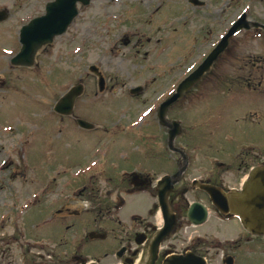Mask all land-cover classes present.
<instances>
[{
  "label": "rangeland",
  "instance_id": "obj_1",
  "mask_svg": "<svg viewBox=\"0 0 264 264\" xmlns=\"http://www.w3.org/2000/svg\"><path fill=\"white\" fill-rule=\"evenodd\" d=\"M48 1L0 0V11L9 14L0 23V223L8 226V234L20 221L32 225L35 220L37 168L43 192L52 178H58L57 173L73 174L74 167L65 165L81 160L99 140H108L115 151L114 139L135 140L142 132L151 138L162 137L157 107L205 60L230 22V17L213 14L210 20H218L217 24L200 26L205 13L198 16L186 0H92L86 7L78 6L72 25L41 51L33 68L12 66L11 58L21 48V27L43 14ZM208 27L214 37L204 33ZM125 37L129 45L121 41ZM135 42L145 46L138 48ZM232 47L228 63L224 59L215 65L196 91L169 111V119L180 122L182 128L174 146L185 151L191 162L195 160L186 173L188 189L191 179L205 180L212 172H217L218 184L224 188L239 187L248 166L264 164V32L241 33L232 39ZM91 66H97L106 78V92L98 93ZM79 81L85 92L74 115L89 120L96 131L84 130L73 118H62L52 110ZM145 85L147 91L135 100L129 90ZM122 127L132 131L121 135ZM139 148L144 150L134 144L127 153L139 154ZM216 163L226 168H215ZM198 192L186 196L188 203H206ZM211 206V217L194 230L196 235L213 237H201L202 242L196 243L185 214L181 237H169L163 251L198 247L213 251L212 264H222L223 251L234 257V264H264V238L246 241L240 237V223L222 222ZM138 209L131 203L124 218ZM233 243L241 244L237 251ZM19 252L14 245L11 254L15 259L22 258Z\"/></svg>",
  "mask_w": 264,
  "mask_h": 264
},
{
  "label": "flooded vegetation",
  "instance_id": "obj_2",
  "mask_svg": "<svg viewBox=\"0 0 264 264\" xmlns=\"http://www.w3.org/2000/svg\"><path fill=\"white\" fill-rule=\"evenodd\" d=\"M186 1L189 6L197 10L198 16L205 13L204 25L200 26L217 24L218 20L212 22L210 20L209 16L213 14L214 17H230V22L222 29L223 32L219 34L217 40L214 42L215 44L213 43L211 51L222 41L234 23L241 17L244 16L247 21L252 23L264 24V0ZM235 1H237V4L233 3ZM47 3L44 6V10ZM79 5L81 4H77L78 14ZM233 14L236 15V20L233 19ZM40 16L42 14L37 17ZM250 18L255 19L251 20ZM213 32L214 30L211 27L204 30L206 35L214 37L215 34ZM215 32L218 33L219 31L216 30ZM248 32L243 31L241 33ZM212 38H204V40ZM200 39L198 37V40ZM121 41L125 45L131 43L127 37L121 39ZM147 41L149 43L150 39H147ZM139 43L135 42L138 48L145 46ZM167 46L169 47V45ZM168 47L164 48L168 49ZM232 55L233 47L230 40L225 51L214 62V66L221 63L224 59L228 63ZM104 79V92H106L107 80L105 77ZM79 82L85 88L84 83L82 81ZM152 82H155V79ZM229 85L230 83L227 84V87ZM147 87L148 85L143 86L142 93L147 91ZM194 91L196 89L185 92L178 104L183 102ZM129 93L133 94L134 92L129 90ZM169 96L167 95L165 99ZM82 97L76 100L74 111L77 102ZM140 97L141 95L135 96L134 99L139 100ZM159 106L156 109V117ZM72 118L77 120L75 115ZM157 127L162 132V137L151 138L142 132L135 140H132L133 138L114 139L112 146L117 148L115 151L109 147L110 143L108 140L107 142H101L98 139L99 142L96 143V146L89 154L85 153L81 160L73 162L72 165H65L74 167L71 169L73 170V174L66 172L57 173L58 178H52V182L44 187L43 192L42 175L37 168L38 192L35 195V202L33 203L35 206V220L32 225L31 223H21L20 221V224L16 226V230L10 234L7 231L8 226L0 223V264H89L90 260L88 258L95 253L97 256L92 257L91 260H94L96 264H150V246L153 237L157 231L164 227L166 218L161 211L160 190L168 192V220L170 219V215L173 216V227L171 233L167 236L168 238L160 245L155 264H163L170 257H186L188 255L204 259L205 264H212L213 258H215L212 255L213 251H205L198 247L196 249L191 247L184 251L177 249H166L163 251L162 249V245L169 237H181L179 232L186 224L184 217L188 205L186 199L188 194L198 190V194L200 193L203 196V200L205 199L208 204L202 203L209 210L210 214L212 203L204 191L199 188H192L191 184V189L187 188L186 173L192 169L195 160L192 159L193 162H191L189 155L179 148L181 151L170 154L168 144L169 130L159 126V124ZM120 130H124L120 133L121 135L126 133V131H132L126 127H122ZM91 131H96V129ZM138 143L140 146H144V150L141 151L139 148V154H128L127 152L132 151L134 144ZM126 144H128V149L124 150L123 146ZM155 145H157L156 148H154ZM255 165L258 164L248 166L246 174ZM214 167L225 169L226 165L216 163ZM184 168L183 174L178 175ZM226 171H229V169ZM216 173L212 172L210 177L205 180L206 183L208 182L217 186ZM166 178H169V181L161 189L158 184L161 179L164 181ZM197 179L203 181L201 177ZM241 183H239V187H229L228 189L240 190ZM167 184L171 187L170 189L167 188ZM149 201L150 205L147 207V202ZM196 201L199 202L200 200ZM131 203H136L139 209L133 211L128 218H124V212ZM216 214L222 222H229L231 220L239 222L237 218L221 215L218 211H216ZM159 217L161 218V222L159 221ZM188 225L190 226L191 224L188 222ZM196 233V230L192 232V235L197 237L196 243L202 242L200 237H213L209 234L199 236ZM240 237H245L246 241H250L256 239V237L264 236L251 235L242 227ZM234 244V250L237 251L241 244ZM14 245L20 248L19 253L22 258L19 256L18 259H15L11 254ZM214 252L217 253V251ZM227 256H230V254H225L223 251L222 257L225 259ZM222 263L225 264V260H222Z\"/></svg>",
  "mask_w": 264,
  "mask_h": 264
},
{
  "label": "water",
  "instance_id": "obj_3",
  "mask_svg": "<svg viewBox=\"0 0 264 264\" xmlns=\"http://www.w3.org/2000/svg\"><path fill=\"white\" fill-rule=\"evenodd\" d=\"M90 2L91 0H55L47 4L43 16L32 19L21 28L19 32L21 49L11 59V65L32 68L36 63V57L39 52L44 47L51 45L56 37L61 36L67 31L78 14L77 4L80 3L83 6H87ZM8 15L6 10H1L0 22L5 21ZM251 28H261L264 30V25L250 23L244 16L241 17L205 61L179 84L176 93L160 105L158 110L159 122L162 126L169 128V146L172 151H177L174 148V141L180 133V124L176 121L167 120L166 116L169 107L180 100L186 91L191 89L211 70L213 63L228 46L231 37L242 30H250ZM89 71L97 76L98 89L103 91L105 81L99 69L96 66H91ZM141 90L139 87L134 89L133 92L139 94ZM83 91L84 87L82 84L73 86L58 100L54 111L63 116H72L75 101L82 95ZM77 123L85 129L93 128L92 125L81 119H78ZM184 171L185 168L178 175H182ZM168 181L169 178L160 181L159 187L163 189ZM198 187L209 195L213 205L222 214L236 216L243 228L250 234L264 236V165L254 167L250 171L248 179L243 183L242 191L240 192L230 191L226 193L221 188L209 184H199ZM167 188L170 189L171 187L168 185ZM167 196V191H159L161 210L166 218L164 228L153 237L150 246V264H155L161 242L172 231L173 216L170 215V219L168 220L169 207ZM187 217L194 226H197L207 220L208 213L203 205L195 202L190 205ZM225 263L233 264V258L228 257ZM163 264H205V261L201 258L188 255L186 257H170Z\"/></svg>",
  "mask_w": 264,
  "mask_h": 264
},
{
  "label": "bare ground",
  "instance_id": "obj_4",
  "mask_svg": "<svg viewBox=\"0 0 264 264\" xmlns=\"http://www.w3.org/2000/svg\"><path fill=\"white\" fill-rule=\"evenodd\" d=\"M247 179H248V176H247L245 179H243V181H242V183H241V184L243 185V183H244V182H246V181H247ZM233 191H235V190H233Z\"/></svg>",
  "mask_w": 264,
  "mask_h": 264
}]
</instances>
